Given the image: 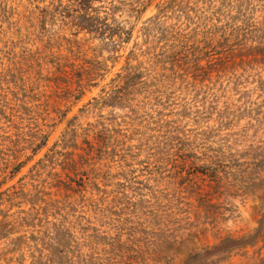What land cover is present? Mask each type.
<instances>
[{
  "label": "rangeland",
  "instance_id": "374dc122",
  "mask_svg": "<svg viewBox=\"0 0 264 264\" xmlns=\"http://www.w3.org/2000/svg\"><path fill=\"white\" fill-rule=\"evenodd\" d=\"M0 264H264V0H0Z\"/></svg>",
  "mask_w": 264,
  "mask_h": 264
}]
</instances>
